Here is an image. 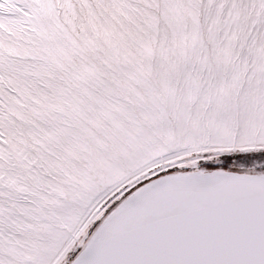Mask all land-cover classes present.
Returning <instances> with one entry per match:
<instances>
[{"label":"snow or ice","instance_id":"6c2138e0","mask_svg":"<svg viewBox=\"0 0 264 264\" xmlns=\"http://www.w3.org/2000/svg\"><path fill=\"white\" fill-rule=\"evenodd\" d=\"M0 264H264V0H0Z\"/></svg>","mask_w":264,"mask_h":264},{"label":"rangeland","instance_id":"374dc122","mask_svg":"<svg viewBox=\"0 0 264 264\" xmlns=\"http://www.w3.org/2000/svg\"><path fill=\"white\" fill-rule=\"evenodd\" d=\"M257 163L258 162L253 161L252 164H250V165H239V166L242 167V168L253 169L254 170Z\"/></svg>","mask_w":264,"mask_h":264}]
</instances>
